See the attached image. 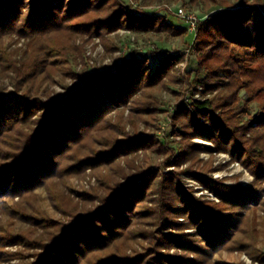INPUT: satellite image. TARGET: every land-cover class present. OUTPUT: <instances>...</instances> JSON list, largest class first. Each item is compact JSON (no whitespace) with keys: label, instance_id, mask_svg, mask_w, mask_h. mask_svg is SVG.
I'll return each mask as SVG.
<instances>
[{"label":"trees","instance_id":"obj_1","mask_svg":"<svg viewBox=\"0 0 264 264\" xmlns=\"http://www.w3.org/2000/svg\"><path fill=\"white\" fill-rule=\"evenodd\" d=\"M175 1L0 0V75L13 85L7 91L0 84V264H210L223 252L264 264V0H235L237 8L228 0H189L221 10L196 21L188 48L197 67L182 76L178 64L189 56L183 51L166 52L153 69L149 55L156 51L130 49L115 71L74 70L87 66L86 46L95 39L108 53L121 51L114 42L120 30L186 34L158 9L143 10ZM12 36L23 45L8 46ZM69 76L82 84L61 98L38 96ZM163 89L178 97L165 144L138 125L159 124ZM148 150L166 167L190 162L182 173L218 201L183 188L177 172L136 166L138 153ZM201 152L209 154L206 162ZM217 153L239 163L251 184L213 178ZM124 158L128 170L118 166ZM105 168L114 173L99 179V189L69 188L72 176ZM38 188L60 219L33 206ZM18 220L29 227L19 230ZM16 246L21 250H8Z\"/></svg>","mask_w":264,"mask_h":264},{"label":"rangeland","instance_id":"obj_2","mask_svg":"<svg viewBox=\"0 0 264 264\" xmlns=\"http://www.w3.org/2000/svg\"><path fill=\"white\" fill-rule=\"evenodd\" d=\"M126 1V0H125ZM142 0H127L128 3L140 4ZM235 8L239 7V2L235 0H228ZM185 2H187L185 4ZM177 6H181L184 11L188 15H193L196 18L199 16L201 19L204 18L205 15H213L217 12H219L220 6L219 5H213L208 8L207 10L202 9L200 6L198 7L195 4H192L189 2V0H178L175 2H172L169 5H166V9H168L171 12V16H168L169 12L165 9V7H161L158 5H149L145 6L143 10L147 12H153L154 10L158 9L159 12H156V15H164L167 16V19L170 20V22L177 28H186V23L182 18L176 15L174 12V8ZM173 8V11L170 10ZM155 12V11H154ZM168 12V13H167ZM251 27V26H250ZM249 27V28H250ZM113 35V34H112ZM191 35L189 30L186 28V34L184 35H160V34H154V35H135L133 33H130L125 30H120L117 33H114L115 36V43L122 47L121 51L116 52H106L103 46L101 45V42H98L97 39H95L94 44H88L86 46L87 49V66L83 65L82 63L78 64L74 67V70L76 73L80 74L84 72L85 70L89 69H100L103 68L106 65H114L118 61L120 55H122L125 51L128 53L130 49H136L142 54H145V52H152L156 51V54H150L149 55V65L151 69H153L159 61V58L165 54L166 52L178 54L180 51H183L187 56H190L191 49L188 48L191 43ZM5 43L13 48L14 45L21 47L23 45V40L17 41V38L12 36L5 40ZM186 57L185 60L178 64V67L180 68L181 76L187 72L188 70H192L196 68V57L190 56ZM53 84H47L43 87V90L38 95L42 100L49 101V99H53L56 96H64L67 94L68 91H71L75 84H80L82 81L75 76H69L66 78H56ZM0 84H2L3 88L7 91L13 90V85L9 78H4L0 75ZM175 89V88H173ZM173 89H163L160 93V99H159V108L161 109L158 113V122L159 123L156 127L152 126H145L142 122H138L139 125V131L143 132L144 134H150V135H157L158 139H160V142L162 144H165L168 135L170 134V124L172 122L171 114L173 111V106L176 103V100L178 97L174 95ZM199 90H197L194 93V96L196 93H198ZM176 93V92H175ZM201 93V91H199ZM181 98V96H180ZM201 98V97H200ZM258 111V107L256 104L252 106L251 113L256 114ZM127 115V111L125 112V116ZM127 130L130 131V127L127 126ZM193 141L197 144L206 145L209 147H213V144L210 142L203 141L201 139H193ZM199 158L201 161L206 162L209 159L208 153H202L199 155ZM190 163V162H188ZM185 163L181 165L180 167H166L162 163V157L156 155L152 151H146L145 153H138L136 158V166H142L146 167L148 165L156 166L157 164L160 166L159 170L162 172H169L174 171L177 172L178 175V181L181 184V186L185 189H188L192 191V193L202 199H209L218 201V199L211 194L209 191L204 189L202 185L195 179L188 177L187 175L183 174L182 171L186 169L187 167H191V164ZM123 169L128 170V163L127 158L121 159L119 161V165ZM213 166L217 169L211 173L213 178L217 179H223L225 178V183L232 184L234 182H239L244 186H249L253 180V177L246 171L243 170V168L240 166L237 162H231L230 157L225 153H217L213 157ZM113 167V166H112ZM99 172H92L87 170L85 173L78 174L72 176L70 179H68L69 188L76 190V191H82V190H91L92 188H98L100 187L99 179H102L104 176H112L114 173L113 170H110L109 168H105V173L101 171ZM179 173V174H178ZM99 189V188H98ZM69 192V190H67ZM101 192L103 190L101 189ZM36 200L33 204L34 207L38 208L39 211L43 212L45 215L51 217L52 219H60L59 213L52 207L46 192L43 188H38L36 191ZM97 204V202L95 203ZM92 204L89 203L88 207ZM95 206V205H94ZM0 218L1 221H5V216L0 210ZM19 230H24L29 227L23 220H18L17 225ZM136 246V244H134ZM9 251H20L21 247H9ZM171 252H174V250H171ZM226 261V262H238V261H244L246 264H250L251 260L248 258L247 255L244 253H228L223 252L221 255H215L213 259H211L210 264H214L218 261ZM249 260V261H247ZM29 261V260H28ZM27 259H24V261L19 258L7 261L5 264H27Z\"/></svg>","mask_w":264,"mask_h":264},{"label":"built area","instance_id":"obj_3","mask_svg":"<svg viewBox=\"0 0 264 264\" xmlns=\"http://www.w3.org/2000/svg\"><path fill=\"white\" fill-rule=\"evenodd\" d=\"M174 9H175L174 12L176 13V15L179 16L180 18H182L184 20V22L186 23V28L189 30L190 34H194L196 21L198 19H201V17L198 16L196 18L193 15H188L181 6H177ZM170 10L173 11V8H171ZM103 68H109L112 71H115V69H116L115 64L113 66L108 64V65L104 66ZM103 68H100V69H103ZM81 84L82 83H80L78 85H81ZM199 91H200V88H199ZM199 91L194 96L197 99H199L201 97V94H199ZM247 261H249V260H247Z\"/></svg>","mask_w":264,"mask_h":264}]
</instances>
